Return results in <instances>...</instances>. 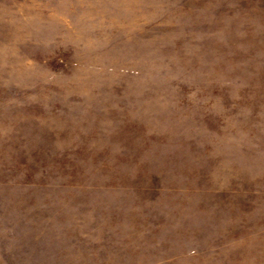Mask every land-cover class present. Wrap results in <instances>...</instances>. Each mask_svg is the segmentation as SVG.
Here are the masks:
<instances>
[{
    "label": "rangeland",
    "instance_id": "rangeland-1",
    "mask_svg": "<svg viewBox=\"0 0 264 264\" xmlns=\"http://www.w3.org/2000/svg\"><path fill=\"white\" fill-rule=\"evenodd\" d=\"M0 264H264V0H0Z\"/></svg>",
    "mask_w": 264,
    "mask_h": 264
}]
</instances>
